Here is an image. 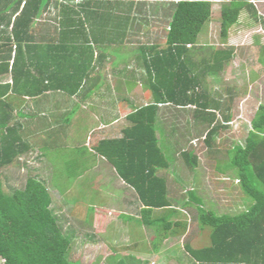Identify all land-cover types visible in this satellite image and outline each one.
<instances>
[{"label":"trees","instance_id":"trees-1","mask_svg":"<svg viewBox=\"0 0 264 264\" xmlns=\"http://www.w3.org/2000/svg\"><path fill=\"white\" fill-rule=\"evenodd\" d=\"M72 1L60 4L61 16L64 18L66 10L69 9L71 13L68 19L75 24L73 30L69 29L72 31L70 33L72 39L69 41L71 43L64 42L63 33L56 44L46 46L52 49L54 58L58 61L57 66L63 65L65 60H68L65 63L72 66L71 70L62 74L58 83V86L66 87L70 93L73 92L71 87L77 90L85 82L93 60L92 46L77 44V38L73 37L80 31L78 29L80 25L76 24V22L82 23L80 13L96 23L93 26L91 39L94 40L96 36L99 38L101 43L94 44L98 50L111 47L114 41H119L115 43L116 45H123L129 29L134 28V34L139 28L136 25L138 20L130 17L132 3L120 4V13H117L118 8H114V2L109 0L105 1L104 8H100L99 12L91 8L88 11L75 8L77 4L79 8H86L91 5V0H85L83 4L79 2L81 0H74L77 4L69 5L68 3ZM145 2L149 4L139 5L150 9L151 4L162 1L146 0ZM48 4L49 0L25 1L13 23L14 39H19L17 34L21 36L20 38H24L29 27H32L34 18L41 16ZM169 4L170 13L163 12V15L169 19L163 33L165 42L142 43L134 48L144 72L146 71V81L152 92L153 103L137 108L128 116L133 125L125 130L120 141L113 143L114 160L117 159V155L120 156V160L113 162V158L109 157L119 176L136 191L142 203L143 207L137 222L146 227H157L158 221L163 223L162 230H153L150 253L158 252L162 242L169 237L186 236L189 226L187 221L172 219L179 210L173 207L171 198H168L165 179L157 176L158 169H168L169 166L155 133L157 103H169L180 107L195 103L200 107L196 111L197 117L207 120L209 125L214 119V114L205 112L212 101L211 93L205 89L202 93L197 91L201 85L200 75L209 72L208 62L205 63L204 70L197 71V65L189 57L192 52L199 49L207 53L208 48L190 50L186 47L187 44L196 46L199 37H202L201 33L208 27L212 17L211 3L207 0H178ZM19 6L20 0L16 3L15 12ZM248 7L252 8L248 0H229L221 4L219 38L222 41L227 38L229 28L237 22L242 11ZM65 24L60 25L65 26ZM22 45L18 41L15 45L3 46V49L0 46V53L4 49L8 56L15 52L12 65L13 85H16L14 71L23 53L42 48V46L25 44L24 49ZM211 52L213 72L222 68L232 56V50L229 48ZM8 60L9 58H5L0 61V68L5 71L9 68ZM57 72H60V69ZM30 78L31 80L27 79L28 82L32 86L37 85L35 82L38 81H32L35 79L32 76ZM45 80L49 83L45 87L53 85L49 78L42 79ZM7 124L6 121H0V168L13 167L23 152L17 140L11 139L13 131ZM227 126V124H211L204 133L202 145L207 148L213 147V135L221 127ZM3 128L6 132H2ZM111 142L106 143L108 148H112ZM227 151L230 154L231 166L237 169L238 176L235 180L239 182L241 190L251 198L252 204L245 211L234 215H217L202 206H197L195 210L197 216L194 219L199 220L200 227L204 225L210 227L211 244L193 248L185 240L182 249L185 254L186 252L189 254L194 264H264V105L259 104L250 121V128L245 127L244 144L235 143ZM182 155L190 157L185 159L189 168L192 169L197 165V158L191 156V150L183 151ZM38 176L29 174L21 188L11 187L10 191L4 189V182L0 176V259L3 264H79L77 261L75 263L70 261L67 256L70 239L77 230L72 228L65 233L62 231L60 221L63 217L58 212L63 205L67 206L64 204L63 196L54 191L63 201H60L57 208L53 207L50 188ZM51 189L54 190L52 187ZM189 197L183 198L182 203L186 205L184 207L192 204ZM154 210H164V212L152 214ZM120 216L131 218L126 214ZM117 262V264H149V261L127 254Z\"/></svg>","mask_w":264,"mask_h":264},{"label":"crops","instance_id":"crops-1","mask_svg":"<svg viewBox=\"0 0 264 264\" xmlns=\"http://www.w3.org/2000/svg\"><path fill=\"white\" fill-rule=\"evenodd\" d=\"M17 1L19 0H0V46H2L3 49V46L7 44L15 45L19 41L23 44L22 46L24 49L25 44L42 46V48L38 51L35 49L30 53H23V57L20 58L14 71L16 85L12 83V65L15 52L13 51L10 56H8L9 54L4 49L0 53V61L9 58L8 71L0 68V93H2L0 97V121L8 122V128H11L13 131L11 133V139H16L19 146L23 149V152L19 155L14 166L9 169L20 167V171H26L28 173H49L47 166L48 157L43 152L46 150L44 148L53 149L56 147L55 143L64 142L70 149L80 150L78 154L79 160L74 162V164L80 168L82 173H93L95 181H100L95 182V184H111V190L106 195L110 196V201H114L115 209L103 208L100 206V209H98L99 211L97 210L90 225H88L89 227L91 226L90 230L97 229L96 224L98 221L105 219L106 225L108 226L111 219L113 221L115 220L108 216L115 215L119 217L121 214L127 213L130 216L133 215L136 219L139 218L140 210L143 207L142 203L136 191L119 176L113 162L120 160V156L117 155V159L114 160L115 156L112 152L114 149L113 143L115 141H120L124 136L125 130L133 125V122L128 116L137 108L153 103L152 92L146 81L147 75L146 71L144 72L141 60L138 59L137 52L134 48L127 51L125 47L132 43L134 28L131 27L129 29V34L123 42V47L117 50L119 57H122V54H124L123 56H129L128 62L122 63L120 59L115 60L110 51L114 48L113 46H116L115 43L119 41H114V45L105 50H98L94 44L101 43L99 38L96 36L94 40L93 38L91 39V34L94 29L93 26H95L96 23L88 20L85 18V15L80 13L82 23L76 22V24L80 25L78 26L80 31L75 33L73 37L77 38V44H90V46H92L93 60L92 67L88 72V77L85 79V82L77 90L71 87L70 89L73 90V92L70 93L66 87L63 88L58 86V83H60L62 74H65V71L71 70L72 66L65 63L68 62V60H65L63 65L57 66L58 61L54 58L52 49L46 48V46L56 44V42L62 38L63 33L64 42L71 43L69 42L72 39V34H70L72 31L70 30L74 29L75 24L72 20L68 19L71 13L69 9L66 10L65 19L61 16L60 6L62 5L60 4H67V1L72 0H49V4L43 9L42 15L34 18L32 27H29L24 38H20L21 36L17 34L19 37L18 40L14 39L12 34L13 23L18 13L22 10L26 0H20V6L15 12ZM75 1L73 0L68 4H77ZM84 1L85 0H81L79 2L83 4ZM105 1L107 0H91L92 3L90 6L79 8V4H77L75 8L85 9L87 11L92 9L99 12L100 8H104ZM110 1L114 2V8H118L117 13H120L119 7L122 3H132L134 8L141 7L139 5L140 3L145 5L149 4L145 2L146 0H109V2ZM171 2L174 1L155 3H163L169 6ZM248 2L251 3L252 8L248 7L242 11L237 22L229 28L227 38L223 41L219 38L221 4H211V19L213 18L214 11H218L216 19H218L219 40L210 41V44H208L203 42L202 37H199L196 46L193 47L189 44L190 46L188 47V44L186 45L190 50L193 48H203V50H205V47L208 48L207 53H203L201 49H199L192 52L189 56L191 61L197 65V71L204 70L205 63L208 62L209 72L206 75H200L201 85L197 89L199 93H202L205 89L207 92L211 93L210 96L213 98L219 94L222 98L231 101L228 94H231V87H234L236 88L234 92H236V97H239L238 102H240L241 98H246L249 88L256 83L249 81L250 72L256 71L257 80L264 77V73L259 69L260 65L263 66V64H261V60H257L262 56V48L257 58L251 55L253 44L257 45L260 43L264 47V41H262L264 40V6L262 5L264 4V0H248ZM154 4H151L150 7ZM142 8H144V6H142ZM46 15H48V17H45ZM132 15L133 12L131 8L130 17L133 19ZM45 18L49 19V21L51 20L50 23H47L48 20H45ZM62 20V23H66L65 26L60 25L62 24ZM164 42L165 38L163 34H160L157 36V40L154 41L150 38V41L147 43L162 44ZM227 48L232 50L231 58L223 64L222 68L215 69V72H213V56L211 51ZM86 50L89 51V49ZM122 50L124 53L121 54L120 51ZM255 59L257 61H254ZM59 69L60 72H57ZM31 76L35 78L32 79V81H38L35 82L37 85L32 86L30 82H28L27 79L31 80ZM216 77L222 78L223 82L216 80ZM43 78H49L53 85L45 87V85L49 83L47 80L42 81ZM207 78H211L215 83L213 85L209 84V87H207ZM233 78L236 80V84L229 83ZM137 85L143 87L146 90L145 93H147L146 98H144L146 101L139 105H137L136 100H132L131 97ZM243 88H245L244 91H242ZM233 104L234 101H231L229 106H226V108L222 107L221 110L213 109L208 106L209 108L206 109L205 112L214 114L213 122L209 125L207 120H202L200 116H196V111L200 109L198 104L193 103L186 107H180L169 103H157L154 124L157 138L158 131L156 129V124L162 129L165 125H168V129L166 128L165 132L162 134V137L164 136L165 139H168L167 132L169 130V134L171 133L170 128L173 129L175 123L176 125L178 124L177 130L174 129L172 132L177 133V135L173 136L171 133L173 140L178 141L180 139L179 134L181 131L178 128L183 129L185 135L188 132L186 139H180L181 141H188L184 145V148L180 147L181 149L176 151V160L174 161L176 167H171V169L170 165L168 169L157 170V176L164 178L166 181L168 198H171V202L178 199L180 196L183 200L185 192L189 193L195 189L193 185H187L182 189L183 191H180L171 173L172 170L183 169L184 171V169H188L185 159H190V157L182 155L183 151L191 150V156L197 158V165L188 170L189 174H194V176L190 175V178L193 181H196L200 176H202V180L204 178L208 179V171H205L204 167L201 170L202 165L199 163V156L201 153L199 147L203 144L200 137L210 128L211 124L217 125L220 120H222L223 124H231L232 119L237 113V110L234 111ZM188 116H191V118H186ZM179 123L183 126H180ZM222 123L220 122V125H222ZM228 128L221 127L220 129L223 130ZM2 132H6V129L3 128ZM108 142L112 143V148H108V144H106ZM178 156L182 158V162L177 160ZM109 157L113 158V162ZM164 157L168 162L165 155ZM223 179L228 180L225 176L222 177V180ZM59 211L61 212L62 210ZM163 212L164 210H154L152 214ZM178 212L181 214L180 211ZM180 214L176 213L172 219L182 220L183 217H181ZM61 220L65 222L63 218H61ZM86 236L93 238V234H91V236ZM153 237L152 234L149 240L147 238V249L151 248ZM180 237L182 238L184 235L165 239L160 245L158 252L150 254H154L153 256L158 259L164 258L166 252L164 244L170 239ZM104 246L106 247L105 243ZM150 254H147V257H142L140 255L137 257L140 256L141 259L149 260L153 257Z\"/></svg>","mask_w":264,"mask_h":264},{"label":"rangeland","instance_id":"rangeland-1","mask_svg":"<svg viewBox=\"0 0 264 264\" xmlns=\"http://www.w3.org/2000/svg\"><path fill=\"white\" fill-rule=\"evenodd\" d=\"M262 5L264 6V4ZM152 7L153 8L149 9L142 7L134 8V6H132V16L138 20L136 21V25L139 28H137L136 33H134L135 37L132 38V43L125 46L127 51L136 48L138 44L147 43L150 41V38L155 41L157 40V36L164 33V28L169 19L163 15V12L165 11L166 14L170 13V5L155 3ZM154 9L155 11H152ZM216 16H218V11H214L213 18L210 20L208 27L201 33L203 42L208 44H210V41L219 40L218 19H216ZM45 17H48V15ZM45 20H48L47 23H50L51 21L46 18ZM115 47L110 50L112 56H114L115 60L120 59L122 60V63H127L129 56H123V50L120 51L122 57H119L117 54V50L123 46L116 45ZM261 48L262 56L257 60H261V64L264 66V47L262 44H253L251 55L253 57L256 56L257 58ZM250 60L253 61L252 59ZM257 60L255 59L254 61ZM263 66L260 65L259 68L262 73H264ZM255 72H250L249 81L256 83L249 88L245 99L241 98L240 102H238L239 97H236V92H234L236 88L231 87V94L228 95L231 101H234V111L237 110V113L232 119V123L227 124V128H229L223 130L218 129L213 135V147L207 148L203 145L199 147V150L201 151L199 163L202 165L201 170L204 167L205 171H208V179L204 178L202 180V176H200L196 181H193L190 178V175L194 176V174L188 173V170L190 169L189 167L187 170L184 169V171L183 169H178L172 170L171 172L180 191H183L182 189L187 185H193L195 189L189 193L185 192V197L190 196L189 200L192 204L189 206L184 207L186 205L182 203L181 196L172 201V203H174L173 207L175 209L178 208L181 212V214L179 212L178 214L183 217L182 220L188 222L189 219V226L186 236L170 239L164 244V249L166 250L164 258L162 257L158 259L154 257V254H150V249H147V238L148 240L150 239L154 229L162 230V222L158 221L157 227H146L140 225L133 215L131 218L127 216L117 217L115 215H107L109 218L112 217L115 220L113 221L111 219L110 224L107 226L106 220L103 219L96 224L97 229L90 230L91 226L89 227L88 225H90L92 218L96 214L97 208L102 206L103 208L115 209L114 201H110V196L106 195L111 190V184H95V182L100 181H95L93 173H82L80 168L74 164V162L79 160L78 154L80 153V150L70 149V147L64 142L55 143L56 147L53 149L44 148L46 150L43 152L48 157L47 166L49 173H28L26 171H20V167L11 169L0 168V176L4 182V189L10 191L11 187L21 188L29 174L40 175L41 177L38 176L39 179L50 188V193L52 194L54 201L53 207L57 208L59 203H61L59 201H63L64 199V204L67 206L63 205V207L59 209L62 211H59L58 213L65 220V222L60 221L64 233L71 231L72 228L77 230L70 239L71 243L67 252L68 259L74 263L77 261L79 264H117V261L122 260L125 254L134 257H137L138 255L147 257V254H150L153 256L151 259H143L149 261L150 264H188L190 261V264H194L189 254L187 252L185 254L182 249L185 240H187L193 248H200L211 244L210 227L207 225L200 227L199 220L197 218L194 219V217L197 216L195 211L197 206H202L206 210L212 211L217 215H234L245 211L252 204L251 198L241 190L239 182L235 180L238 176L237 169H234L231 166L230 154L227 150H229V148L235 143L244 144L245 127L250 128V121L255 110L259 104L264 105V77L257 80ZM216 80L222 81V78L216 77ZM235 81L236 80L233 78L229 83L236 84ZM214 83V80L207 78V87H209V84L213 85ZM244 90L245 88H243L242 91ZM145 92L146 90L143 87L137 85L135 91L131 95L132 100H136L137 105L146 101L144 98H146L147 93ZM231 101L229 99H224L221 95L217 94L215 99L212 97V101L208 105L210 108L221 110L222 107L226 108V106H229ZM189 117L191 118V116L186 118ZM220 122L222 123V120H220ZM177 125L175 123L173 129L170 128L173 136L177 135V133L172 132L174 129L177 130ZM179 125L183 126L181 123H179ZM166 128L168 129V125H165L162 129L156 124L159 147L162 149L171 168L176 167L174 165L176 151L184 148V145L188 141H181L180 139H186L188 132L185 135L184 130L178 128L181 131L179 134L180 139L175 141L172 138V134H169V130L167 132L168 139H165L164 136L162 137ZM204 136L205 134H202L200 139L203 140ZM177 160L182 162V158L179 156ZM223 175L227 177L228 180H222V177H224ZM50 186L54 188V190L51 189ZM54 191L62 195L63 199L62 197H58ZM125 214L130 216L127 213ZM91 234H93V238L86 236H91ZM104 243L106 247L104 246ZM0 264H3L1 259Z\"/></svg>","mask_w":264,"mask_h":264},{"label":"built area","instance_id":"built-area-1","mask_svg":"<svg viewBox=\"0 0 264 264\" xmlns=\"http://www.w3.org/2000/svg\"><path fill=\"white\" fill-rule=\"evenodd\" d=\"M152 1V0H150ZM159 1H178V0H159ZM209 1L211 4L215 3V4H222L223 2H227L229 0H207ZM188 47L190 46L189 44L187 45ZM195 143V142H194Z\"/></svg>","mask_w":264,"mask_h":264}]
</instances>
